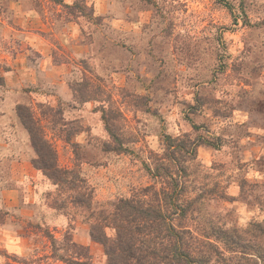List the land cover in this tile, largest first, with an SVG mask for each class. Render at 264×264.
<instances>
[{"label": "rangeland", "instance_id": "374dc122", "mask_svg": "<svg viewBox=\"0 0 264 264\" xmlns=\"http://www.w3.org/2000/svg\"><path fill=\"white\" fill-rule=\"evenodd\" d=\"M30 126L96 210L182 137L192 225L264 227V0H0V264H107Z\"/></svg>", "mask_w": 264, "mask_h": 264}, {"label": "trees", "instance_id": "16d2710c", "mask_svg": "<svg viewBox=\"0 0 264 264\" xmlns=\"http://www.w3.org/2000/svg\"><path fill=\"white\" fill-rule=\"evenodd\" d=\"M29 128L40 151L36 166L58 186L77 191L75 204L90 212L94 220L91 237L103 245L107 264H264L261 224L246 230L210 226L204 231L192 225L199 198L186 195L189 167L186 160L181 165L176 158L185 150L182 137L171 138L168 154L156 157L154 167L147 165L154 183L139 188L130 197L118 198L110 208L96 210L91 185L74 170L61 168L51 149L52 159H46L34 129ZM110 131L116 139L112 128ZM197 145L198 142L192 144L190 155L196 156ZM219 196L226 198L224 191ZM107 228L114 229V236L108 235ZM85 258L62 262L95 264L87 254Z\"/></svg>", "mask_w": 264, "mask_h": 264}]
</instances>
